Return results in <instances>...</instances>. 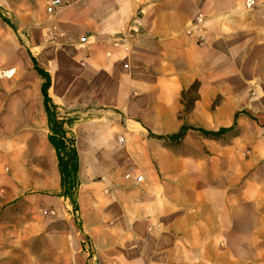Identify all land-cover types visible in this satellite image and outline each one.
<instances>
[{
	"label": "crops",
	"instance_id": "0c3cea01",
	"mask_svg": "<svg viewBox=\"0 0 264 264\" xmlns=\"http://www.w3.org/2000/svg\"><path fill=\"white\" fill-rule=\"evenodd\" d=\"M51 1L14 9L0 0V70H16L0 79V158L9 139L48 130L31 53L52 77L50 97L79 153L81 219L67 235L76 264H264V0H59L41 18ZM198 15L202 40L186 35ZM195 83L197 109L223 94L230 127L238 112L253 118L237 120L251 165L233 186L190 183L182 161L150 137L180 130L183 93Z\"/></svg>",
	"mask_w": 264,
	"mask_h": 264
},
{
	"label": "rangeland",
	"instance_id": "374dc122",
	"mask_svg": "<svg viewBox=\"0 0 264 264\" xmlns=\"http://www.w3.org/2000/svg\"><path fill=\"white\" fill-rule=\"evenodd\" d=\"M7 1L14 9L30 3V0ZM46 6L48 7L47 3H44L39 7L38 14L41 18L47 17ZM39 51L37 48L33 52ZM199 87L200 84L195 83L189 91L183 93L184 107L178 116L179 120L183 125L208 128L210 131L230 128L229 111L223 107V94H217L207 109L196 108L201 98ZM60 116L67 118L65 114L60 113ZM64 120L69 131L71 124ZM251 124L246 126L249 131ZM233 134L212 141L196 132H190L183 142L176 144L154 139L153 137L158 135L152 133L150 137L161 149L182 161L183 172L189 177L190 183L210 181L216 186L229 187L235 184L237 171L241 172L243 166L251 165L252 141L237 142L235 133ZM48 135V130L34 136L25 133L22 140L16 138V143L9 139L6 149L1 150L0 264L77 262L78 256L74 251L75 238L71 236L68 243L67 235L72 231L69 222L76 218L81 219V196L77 191V215L71 200L64 195L56 153L53 147H46ZM121 138L119 139L122 140ZM95 196L94 189L87 196L86 208L89 211L95 207L92 200ZM77 224L80 231L85 230L83 221ZM92 241L86 239L83 244L90 259L95 255L92 251ZM107 254L109 257L113 255L111 251Z\"/></svg>",
	"mask_w": 264,
	"mask_h": 264
},
{
	"label": "trees",
	"instance_id": "16d2710c",
	"mask_svg": "<svg viewBox=\"0 0 264 264\" xmlns=\"http://www.w3.org/2000/svg\"><path fill=\"white\" fill-rule=\"evenodd\" d=\"M33 63V70L37 73L42 81L41 95L43 98V106L47 115V127L49 131L48 142L53 147L57 159L61 176L62 189L64 195L71 200L75 213L79 212V206L75 197L79 189V171H80V158L76 146V140L72 136L71 131L67 130L66 121L61 118L58 107L54 104L50 97L49 91L52 86V77L49 72L42 69L37 63L36 59L29 53ZM241 115H247L252 120L253 118L246 112H238L234 118V124L230 128H222L218 131H206L202 128L191 127L184 124L180 130L168 136H154L162 142L176 144L183 142L190 132H196L204 138L212 141L223 139L225 135H234L236 137L237 120ZM235 131V132H234Z\"/></svg>",
	"mask_w": 264,
	"mask_h": 264
},
{
	"label": "built area",
	"instance_id": "2783aa9c",
	"mask_svg": "<svg viewBox=\"0 0 264 264\" xmlns=\"http://www.w3.org/2000/svg\"><path fill=\"white\" fill-rule=\"evenodd\" d=\"M255 4L254 1H249L248 2V8L253 7ZM61 6V2L59 0H53L48 4V8H47V13L49 15H52L55 13V11L57 9H59ZM206 17L203 15H198L196 17V19L194 20V22L192 23L191 27L186 31V35L189 37H193V36H198V38L200 40H202V32H203V27L206 24ZM87 41V38H81L80 42L81 44H85ZM115 47H117V44L115 45ZM16 74V70L15 69H8V70H0V79H5V80H9L12 79ZM126 178L128 180H131V175L128 174L126 176ZM143 178L142 177H138L137 178V182H142Z\"/></svg>",
	"mask_w": 264,
	"mask_h": 264
}]
</instances>
